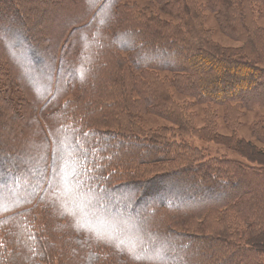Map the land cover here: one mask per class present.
Wrapping results in <instances>:
<instances>
[{
  "label": "trees",
  "instance_id": "16d2710c",
  "mask_svg": "<svg viewBox=\"0 0 264 264\" xmlns=\"http://www.w3.org/2000/svg\"><path fill=\"white\" fill-rule=\"evenodd\" d=\"M139 1L0 0V63L34 97L18 109L0 90V264H264V119L231 143L239 158L122 124L139 112L187 127L174 94L235 120L263 109L264 0ZM206 12L241 46L215 43ZM165 160L167 174L119 181Z\"/></svg>",
  "mask_w": 264,
  "mask_h": 264
},
{
  "label": "rangeland",
  "instance_id": "374dc122",
  "mask_svg": "<svg viewBox=\"0 0 264 264\" xmlns=\"http://www.w3.org/2000/svg\"><path fill=\"white\" fill-rule=\"evenodd\" d=\"M149 0L139 1L142 5H145L146 2ZM143 2V3H142ZM258 8V14H257V21L258 25L262 27L264 30V8L256 5ZM206 27L211 29L212 32V39L215 43L222 47L226 48H238L241 46L240 41H235L231 39L230 37L224 35L221 30L218 27L217 21L215 20V16L206 12ZM15 30L11 31L12 37L16 39L17 41L20 40L18 35H15ZM20 44L23 45V43L20 41ZM22 48L24 46H21ZM24 51V50H23ZM28 57L27 60L31 61L35 64V66L40 69V67L37 65L38 58L34 55V53L30 50H28ZM25 54V53H24ZM31 54V55H30ZM9 71V72H8ZM158 73V72H156ZM160 76L165 77L167 74L165 72H160ZM224 76H227L225 73H223ZM11 75V70L8 69L4 64L0 63V90L2 91L1 95L5 97H10L12 99V103H15V100L17 99L16 107L19 109L22 107V109L27 108V106L30 103V100H34L33 96H29V92H26L22 88H20V84L18 83V89L15 88L13 85L16 84V82H10L9 76ZM15 97V98H14ZM175 99L180 103H185L187 106V109H185V112L187 114L186 118V126L184 128H180L179 126L171 123L170 121L166 120L163 117H160L158 114L155 113H139L136 112L137 116H132V120L130 122L122 123L123 125H127L128 128H123L126 131H130L133 133H141L142 136H160L163 135L165 137L166 141L176 140V141H185L188 146H191L195 148L199 153H202L204 156L207 157H238L237 154L228 151L233 150L234 145L231 144L235 139L237 140H244V141H254L253 132H252V124L259 120L260 118H264V108L261 110H258L257 108L254 109H245L243 108L241 110L242 116L239 119L235 120L234 115H226L224 116V108L222 106L218 105H210L208 103L206 104H200L195 101L194 98L188 95H178L174 94ZM234 106V105H232ZM16 116H20V112L16 113ZM137 117L140 118L141 124L139 125ZM210 122V123H209ZM230 124H233L231 126ZM213 132L214 136L211 139V137L208 135L209 133ZM123 137V136H120ZM135 138V137H131ZM126 141L129 139L124 138ZM124 145L126 142L123 143ZM132 149L129 151L131 152ZM231 153V154H230ZM131 156L133 155L130 154ZM170 155V154H169ZM239 158V157H238ZM206 160V158H203ZM201 159V160H203ZM3 159L0 160V178L4 174L6 170H3ZM166 162H174L170 160H165L160 163L155 164H147V165H137L132 166V171L134 174H132V171H130L131 166H129V170L125 169L123 172V178H121L119 181H128V182H139V181H146L154 178L156 175H164L167 174L170 170L169 167L174 168V165H170ZM131 173V174H130ZM186 176L178 175L170 178L164 185V188H170L175 187L178 183H181L184 181ZM2 179V178H1ZM4 179V178H3ZM194 182L198 179L195 176L193 179ZM2 182L6 183V180H3ZM118 183V181H117ZM225 192L224 186L220 185L218 188V193ZM132 193L129 190L128 192H124V195L120 196H113L117 200L122 199H133L135 196L130 195ZM177 199L179 201V204H188L190 203L194 204L195 200H192L194 198H197V195L194 193L193 190H184L182 191L181 188H178L177 191ZM171 195V194H168ZM167 192H164L163 194H159V196H156V201L165 202L168 204L167 200ZM146 203V200H144ZM147 205V204H146ZM184 205V206H185ZM189 205V204H188ZM183 206V207H184ZM187 207V205H186ZM142 208L136 209L135 215H139ZM134 215V216H135Z\"/></svg>",
  "mask_w": 264,
  "mask_h": 264
},
{
  "label": "snow or ice",
  "instance_id": "6c2138e0",
  "mask_svg": "<svg viewBox=\"0 0 264 264\" xmlns=\"http://www.w3.org/2000/svg\"><path fill=\"white\" fill-rule=\"evenodd\" d=\"M89 2H90V4H92V3H95V0H89ZM3 205L2 204H0V207H2Z\"/></svg>",
  "mask_w": 264,
  "mask_h": 264
},
{
  "label": "bare ground",
  "instance_id": "6f19581e",
  "mask_svg": "<svg viewBox=\"0 0 264 264\" xmlns=\"http://www.w3.org/2000/svg\"><path fill=\"white\" fill-rule=\"evenodd\" d=\"M264 118H260L259 120H263Z\"/></svg>",
  "mask_w": 264,
  "mask_h": 264
}]
</instances>
